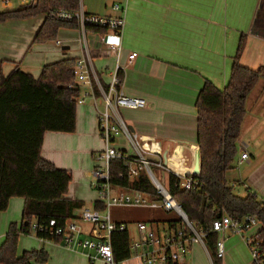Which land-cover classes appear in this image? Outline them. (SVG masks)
<instances>
[{"label": "crops", "instance_id": "1", "mask_svg": "<svg viewBox=\"0 0 264 264\" xmlns=\"http://www.w3.org/2000/svg\"><path fill=\"white\" fill-rule=\"evenodd\" d=\"M122 1H89L86 5L80 1V4L87 14L117 17L119 14L113 12L111 6ZM20 5L19 0H12L10 7L0 8V11ZM44 19L45 16L41 15L0 24V75L5 76L19 67L36 79L44 66L83 56L81 35L77 29H61L55 41L34 44L33 39ZM124 21L120 38L107 32L106 39L121 44L122 91L127 96L144 99L147 106L143 110H121L120 114L140 137L143 150L159 155L175 173L198 175L197 96L205 82H210L218 90L226 86L240 43L243 49L239 63L252 70L264 68V0H129ZM57 41L60 46L56 45ZM85 41L93 68L102 86L106 87L116 60L101 51L96 34L86 36ZM131 53L137 56L127 65V56ZM78 106L74 133L82 135L77 138L63 133L44 135L41 157L57 168L68 154L75 155L88 128L89 136L93 140L96 138V121L91 106ZM245 109L237 141L236 165L242 168L239 181L244 189L264 200V80H259L248 95ZM242 146H245L248 159L238 165ZM114 147L131 153L121 137L115 141ZM23 204V199L12 198L7 210L0 212V244L8 226L20 223L18 214H22ZM113 220L125 223L129 228L128 220ZM166 221H174V218ZM153 222L159 223L160 219ZM82 226L88 229V225ZM257 231L251 229L248 234ZM128 233L132 238L129 229ZM233 235L236 234L225 230L219 236L223 238L224 247L220 264H230L231 261L233 264H249L242 236ZM32 245L38 248L36 243ZM39 248L45 249L49 255L45 264H104L101 261L90 263L81 250L71 251L53 242L39 240ZM241 254L242 260L239 259ZM118 264L141 263L130 257ZM184 264L213 263L207 247L194 244Z\"/></svg>", "mask_w": 264, "mask_h": 264}, {"label": "trees", "instance_id": "2", "mask_svg": "<svg viewBox=\"0 0 264 264\" xmlns=\"http://www.w3.org/2000/svg\"><path fill=\"white\" fill-rule=\"evenodd\" d=\"M80 5V0H34L0 11V24L44 15V22L33 39L34 44H44L55 41L61 29H77L74 21L59 20L50 14L75 13ZM87 31L99 35L108 32L107 28L97 27H88ZM242 49L240 43L226 86L218 90L205 82L197 96L200 172L192 176L195 187L190 191L181 190L172 175L167 184L169 194L181 206L188 221L206 234L205 246L213 264H220V259L216 258L217 235L210 231V226L214 220L225 216L239 220L246 216L256 218L260 226L255 233L259 263L264 264V200L249 190L243 197L234 194L227 181V173L236 161L246 99L256 83L264 80L263 67L252 70L239 63ZM75 61L65 59L44 66L36 79L19 67L5 76L0 75V212L7 210L10 199L24 200L20 223L8 226L0 244V264H45L49 255L43 248L18 254L19 237L30 235L33 223L40 226L55 220L57 226H62L75 218L76 212L84 206L67 196L71 181L68 171L41 157L46 133L72 134L75 131L78 92L68 88ZM109 171L112 186L139 191L158 200L146 176L129 180L119 161H111ZM93 207L103 209L98 201ZM162 223L173 230L179 227L178 221ZM35 237L59 244L54 236L35 232ZM129 244L128 231L112 234L111 246L117 263L131 257Z\"/></svg>", "mask_w": 264, "mask_h": 264}, {"label": "built area", "instance_id": "3", "mask_svg": "<svg viewBox=\"0 0 264 264\" xmlns=\"http://www.w3.org/2000/svg\"><path fill=\"white\" fill-rule=\"evenodd\" d=\"M34 0H19L24 5ZM129 0L122 3H113L111 9L119 14L117 17L99 15H86L81 5L75 13L57 12L50 16L66 22L74 21L77 30L81 35L83 45V56L77 59L72 66L73 79L68 88L78 92L75 99L76 105H83L90 101L97 112L100 137L104 144V151L100 157L103 160V167H95L92 171L94 179L93 188L98 191V202L103 206L102 210L81 208L75 214V218L68 220L64 225L57 226L55 220H50L47 225L32 224L31 232H38L42 235L54 236L59 244L68 250H81L86 253L90 263L101 261L104 264H118L115 261L111 246V236L115 232L128 231L125 223L115 222L112 218L113 208H134L148 210H162L175 215L174 221H178L179 227L176 230L168 227L157 229L156 233L152 228L147 227L146 222H137L136 230L138 237L132 240L130 237L129 249L131 257L139 260L141 264H184L185 256L194 244L205 246L206 234L197 230L191 224L181 206L168 192V177L170 175L177 179L176 186L181 190H192L196 182L193 175L178 174L167 167L161 157L142 149L140 137L131 130L120 114L121 110H143L147 102L142 98L130 97L124 94L121 88V73L123 67L120 65L122 52L120 43H110L105 35L96 34L99 38L101 51L116 60L113 70L109 72V82L106 87L100 83L93 65L92 58L86 45V36L94 35L87 31L88 27L107 28L114 37L120 38L124 27V14L128 7ZM12 0H0V8L10 7ZM60 46L59 41L56 42ZM136 53L127 56V65L136 58ZM101 106V107H100ZM123 138L131 153L114 147L118 138ZM238 143V142H237ZM242 154L238 165L248 159L245 146H242ZM111 161H119L126 170L129 180H134L144 175L153 186L158 200H152L148 195L139 191L114 187L110 184L109 165ZM119 189V192H114ZM88 225L83 229L82 225ZM254 216H246L243 219H231L225 216L214 220L210 231L218 238L216 241V258L224 256L223 238L219 237L225 230L242 236L245 245L252 256L251 264L259 263V251L257 249V237L254 234L245 235L257 226Z\"/></svg>", "mask_w": 264, "mask_h": 264}, {"label": "rangeland", "instance_id": "4", "mask_svg": "<svg viewBox=\"0 0 264 264\" xmlns=\"http://www.w3.org/2000/svg\"><path fill=\"white\" fill-rule=\"evenodd\" d=\"M83 2L84 5L87 4L89 1H97L100 0H80ZM105 1V0H104ZM108 1V0H107ZM117 3V2H116ZM88 107L91 106L93 112H94V118L96 121V138L93 140L88 132L89 128L85 131L86 136L82 139V145H80L75 155L72 157L70 154L67 155L65 160L60 161L59 168H62L71 176V181L68 185L67 190V196L75 201H80L84 204L83 208L85 209H91L92 204L94 202L98 201V191L93 188V176L92 171L95 167H103V160L100 159V157L103 154L104 151V144L100 137L99 127H98V121H97V112L94 108V106L87 101L85 103ZM78 108L80 106L77 105ZM101 107V106H100ZM71 136H74L77 138L78 136L82 134L78 133H72L68 134ZM89 146V148H86ZM86 148V149H85ZM65 156V155H64ZM240 166L236 165V161L234 163L233 169H231L227 173V181L228 183L233 187L234 194L238 196H245L247 193V189H244L242 183L239 181L240 174H241ZM114 192L118 193L119 189H115ZM111 214L113 218L118 219H124L128 220L129 223V232L132 234V240L137 239L138 234L135 231L134 225L136 224L134 221L135 219H138L140 221L146 222L147 220V227L152 228L153 231L156 233L157 229L159 231L162 228H165L166 225H163L162 221H166L168 219H175V215L173 213H166L162 210H148V209H129V208H113L111 210ZM18 218L21 217V212L18 214ZM18 219V220H19ZM131 219V221H129ZM154 219H160V222L158 224L154 223ZM159 225V226H158ZM158 227V228H157ZM259 225L253 227L252 229H259ZM245 235H249L246 233ZM232 236V235H229ZM236 236V235H233ZM239 237V236H237ZM32 243H36L38 248H35ZM245 243V242H244ZM34 249H41L39 248V239L35 237V234L33 232L30 233V235H21L17 242V252L18 254L34 250ZM45 250V249H44ZM246 251V260L249 264L252 263V256L250 253V250L248 248L245 249ZM46 251V250H45ZM243 255L241 254L239 259L242 260ZM186 259V256H185ZM234 262H230V264H233Z\"/></svg>", "mask_w": 264, "mask_h": 264}]
</instances>
